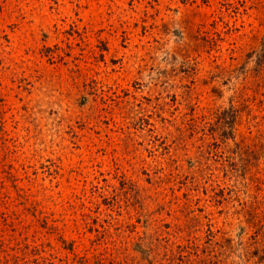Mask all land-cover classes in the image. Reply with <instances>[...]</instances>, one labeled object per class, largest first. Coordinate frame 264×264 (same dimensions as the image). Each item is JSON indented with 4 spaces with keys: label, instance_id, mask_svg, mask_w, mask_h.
I'll list each match as a JSON object with an SVG mask.
<instances>
[{
    "label": "rangeland",
    "instance_id": "1",
    "mask_svg": "<svg viewBox=\"0 0 264 264\" xmlns=\"http://www.w3.org/2000/svg\"><path fill=\"white\" fill-rule=\"evenodd\" d=\"M0 264H264V0H0Z\"/></svg>",
    "mask_w": 264,
    "mask_h": 264
}]
</instances>
